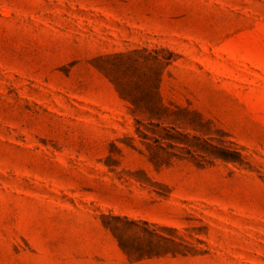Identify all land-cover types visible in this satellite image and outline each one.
I'll use <instances>...</instances> for the list:
<instances>
[{"label": "rangeland", "instance_id": "obj_1", "mask_svg": "<svg viewBox=\"0 0 264 264\" xmlns=\"http://www.w3.org/2000/svg\"><path fill=\"white\" fill-rule=\"evenodd\" d=\"M0 264H264V0H0Z\"/></svg>", "mask_w": 264, "mask_h": 264}]
</instances>
